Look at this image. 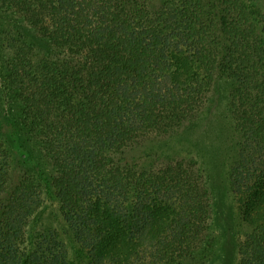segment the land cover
<instances>
[{
	"label": "trees",
	"instance_id": "16d2710c",
	"mask_svg": "<svg viewBox=\"0 0 264 264\" xmlns=\"http://www.w3.org/2000/svg\"><path fill=\"white\" fill-rule=\"evenodd\" d=\"M0 10L15 19L0 22V73L21 104L17 123L0 111V264H76L31 223L45 188L83 264H206L216 235L205 174L190 158L137 153L197 121L221 77L233 79L241 135L231 188L255 226L240 264H264V0H0Z\"/></svg>",
	"mask_w": 264,
	"mask_h": 264
},
{
	"label": "rangeland",
	"instance_id": "374dc122",
	"mask_svg": "<svg viewBox=\"0 0 264 264\" xmlns=\"http://www.w3.org/2000/svg\"><path fill=\"white\" fill-rule=\"evenodd\" d=\"M13 20L15 19L11 14L0 10V22L3 26ZM232 84V78H218L214 84L211 104L197 121L175 136L148 142L137 153V159L140 161L148 160L151 155L163 158H190L197 162L205 174L212 190L213 232L216 235L213 254L209 255L206 264H240V239L243 233L245 235L255 229L254 225L246 224L241 219L238 198L230 182V165L241 140L240 133L235 129L229 105ZM0 111L14 123L18 122L21 104L6 87L1 73ZM29 142L26 150L32 155V161H38L41 158L40 150L37 145L32 144L34 141ZM40 193V201L34 207L31 223L35 220L36 227L41 224L45 226L50 239H53V233L56 234L59 240L57 245L65 247L69 258L76 264H83L86 257L83 254L78 255L81 244L76 243L73 235L71 236L60 201L51 189L45 188Z\"/></svg>",
	"mask_w": 264,
	"mask_h": 264
}]
</instances>
